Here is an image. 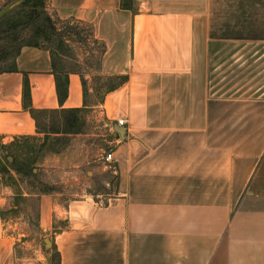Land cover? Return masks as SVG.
I'll return each instance as SVG.
<instances>
[{
	"label": "crops",
	"instance_id": "obj_1",
	"mask_svg": "<svg viewBox=\"0 0 264 264\" xmlns=\"http://www.w3.org/2000/svg\"><path fill=\"white\" fill-rule=\"evenodd\" d=\"M48 2L91 25L100 74L126 80L87 105V76L53 70L41 46L0 72V145L41 137L30 110L85 109L104 132L102 147L71 135L32 170L74 199L0 175V264H45L51 247L59 264H264V0ZM107 169L112 193L87 192L82 172Z\"/></svg>",
	"mask_w": 264,
	"mask_h": 264
},
{
	"label": "rangeland",
	"instance_id": "obj_2",
	"mask_svg": "<svg viewBox=\"0 0 264 264\" xmlns=\"http://www.w3.org/2000/svg\"><path fill=\"white\" fill-rule=\"evenodd\" d=\"M20 1L21 0H0V12L14 4H17L9 12L0 17V50H2V53L0 54V72L9 69V56L14 51V46L18 43L28 41L31 37L32 27H28L26 29H16L15 36L17 37V40L15 42L10 41L7 45L5 44L7 42L6 37L8 38L10 36V31H8L7 25L14 19L17 12L15 11V8L20 5ZM44 3V12L53 22L56 31L55 34H59L57 37H59V41L61 42L60 50L55 51L56 35L52 36L49 41L50 48H52L55 54L58 55L56 57L57 66L63 72L76 71L83 76H87L85 81L87 86L86 84L84 86L85 103L87 105H94L99 102L105 87L117 82L116 79L107 82V79L110 77L99 73L104 46L93 37L92 27L90 24L77 21L73 18L65 20L59 19L53 10V7L50 6L48 0H44ZM3 54L5 57H3ZM86 111L87 110H84L77 115L78 121L74 124V128L68 127L69 125L63 126L64 124L62 123V118L57 115L41 116L38 120V132L41 134V137L37 138L35 141H16V144L27 148L32 146L36 150L37 147L42 144V139L45 137L44 147L41 150L42 155L39 156L37 162H39L45 155L52 154V152L48 150H57V153L65 150L71 144L73 140V136L71 135L73 134L86 135L83 138L87 142H90L92 147L93 145L102 147L104 132L101 128V123L87 119L85 117L87 115ZM67 128H69V130H67ZM4 156H6V153L4 151H0V158L2 159ZM18 156L20 157V154H18ZM6 162L10 163L11 158L7 157ZM5 169H10V166L5 165ZM9 176L11 175L9 174ZM2 177L7 182H10L7 175H2ZM81 177V180L89 186L86 191L92 195H109L113 191L115 179L112 169H107L104 173L97 175L90 174L89 171H87L86 174L82 172ZM22 181H24V179H22ZM50 191L53 193H60L62 194V197L66 196L68 199H74L76 197L74 194L76 189H73V192H71L70 189H64L61 185L52 186ZM15 204L17 205V209L15 210L16 212L22 213L26 210L25 200L17 198L15 200ZM27 207L33 215L31 218L32 221H34V203H27ZM16 212H10L9 214L11 216H15L17 214ZM32 221L30 222L31 224L28 225L29 227L32 226ZM34 234V230H27L24 229V227L16 232V235H21V239L28 238V240H31ZM37 246L40 250L43 249L41 242H39ZM50 255L51 252L47 254L45 264H51L54 262V259L51 258Z\"/></svg>",
	"mask_w": 264,
	"mask_h": 264
},
{
	"label": "trees",
	"instance_id": "obj_3",
	"mask_svg": "<svg viewBox=\"0 0 264 264\" xmlns=\"http://www.w3.org/2000/svg\"><path fill=\"white\" fill-rule=\"evenodd\" d=\"M130 0H121L120 6L123 9H127L130 6ZM44 0H23L18 7L15 8L16 14L13 20L10 21V23L7 25L8 31H10V36L6 37V45L8 42L12 41L15 42L17 40V37L15 36L16 29H26L28 27H32V33L31 37L28 41L24 43H18L16 46H14V51L10 54V66L13 63L14 58L19 52V49L24 46H30V47H36L41 46L44 47L49 51V55L51 58V66L52 69H56V57L58 56L55 54L54 50L50 48L49 41L52 36L56 35L55 41V51L60 50L61 48V42L59 41V37L55 34V28L53 22L50 20V18L46 15L44 12ZM2 53V50H0V54ZM3 57L4 54H3ZM10 70V67L9 69ZM61 71V69H59ZM2 72V71H1ZM116 79L117 82L114 84H110L105 87L104 91L102 92V96L110 92L117 87H119L122 83L125 82L126 77L120 76V77H110L107 79L108 81ZM64 82L57 81L55 83V90L57 93V97L59 100H61L65 96V85ZM27 94L26 89H23V100H26ZM101 98L99 102L101 101ZM85 109H73V110H58V111H31L30 114L32 115L33 119L35 120V125L37 128V131H39V117L44 115H57L60 118H62L63 126H67L74 128V124L77 123L78 118L77 115L84 111ZM73 125V126H72ZM69 130V128H67ZM68 133V132H63ZM70 133V132H69ZM37 138H27V139H20L22 141H35ZM20 140H14L8 145H0V151H4L6 153V156H4L2 159L0 158V175H7L8 179L13 182L12 177L9 176V171L13 172L15 175L18 176L19 179H24L28 182V180H32L34 184H36V189L38 193H48L51 188L45 186L44 184H39L36 182V173H32V170L35 169V164L38 161V158L41 154V150L44 147V141L45 137L42 139V144L37 147L35 150L32 146L30 147H22L18 146L16 144V141ZM24 151H23V149ZM17 151V154H16ZM52 153H57V150H48ZM20 154V157L18 156ZM11 158V162L7 163L6 158ZM18 157V158H17ZM17 159V160H16ZM5 165H9L10 169H5ZM31 183V184H33ZM51 252V258L54 259V262L51 264H59V255L55 251L54 247H51L50 250L47 251V253ZM48 259V258H47Z\"/></svg>",
	"mask_w": 264,
	"mask_h": 264
},
{
	"label": "water",
	"instance_id": "obj_4",
	"mask_svg": "<svg viewBox=\"0 0 264 264\" xmlns=\"http://www.w3.org/2000/svg\"><path fill=\"white\" fill-rule=\"evenodd\" d=\"M23 0H21L20 2H22ZM19 2V3H20ZM17 4H14V5H12V6H10L9 8H6L5 10H3V11H1L0 12V17L1 16H3L4 14H6L7 12H9L12 8H14L15 6H16ZM114 132L115 133H117L118 135H121V132H122V130H121V128H118V129H114ZM9 160V159H8ZM44 244H45V246H49V243H48V241L47 240H44Z\"/></svg>",
	"mask_w": 264,
	"mask_h": 264
},
{
	"label": "built area",
	"instance_id": "obj_5",
	"mask_svg": "<svg viewBox=\"0 0 264 264\" xmlns=\"http://www.w3.org/2000/svg\"><path fill=\"white\" fill-rule=\"evenodd\" d=\"M116 123H117L119 126H122V125H123L122 121H117ZM103 161H104L105 163L110 162V161H111V155H110L109 153L105 154V155L103 156Z\"/></svg>",
	"mask_w": 264,
	"mask_h": 264
}]
</instances>
